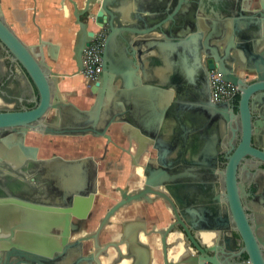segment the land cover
Masks as SVG:
<instances>
[{
    "label": "water",
    "instance_id": "1",
    "mask_svg": "<svg viewBox=\"0 0 264 264\" xmlns=\"http://www.w3.org/2000/svg\"><path fill=\"white\" fill-rule=\"evenodd\" d=\"M68 1L74 6L73 15L80 27L73 49V59L78 68L74 75L84 72V51L96 37L94 32L88 30V23L83 22L81 17L90 14L100 27L105 24L109 26L102 54L103 70L92 87V92L98 94V97L87 110L65 101L59 85L62 80L72 78V75L54 72L50 65V62L58 61L60 46L41 37L38 44L27 45L6 24L0 12V42L12 57L11 60L17 62L25 71L31 90H34L33 87L37 90V96L33 98L34 108L0 112V154L9 160L16 157L23 162L35 158L38 150L26 145V138L30 133L61 135L75 130L95 132L108 138L110 127L124 122L135 126L150 140H155L153 149L157 152L156 159L161 167L159 171L162 166L168 167L165 172L171 175V160H166L167 157L162 154L167 144L164 145L161 138L165 131L172 133L168 149L171 150L173 145L178 144L185 158L181 178L186 183V208L189 206V192L195 191L190 188V181H197L194 185L202 194L212 192L215 195L217 211L221 204V195H218L217 190L220 182H225L244 251L251 264H264L258 240L248 223L236 190L238 171L249 161L264 162V105H259L264 99V6L253 16L220 9L215 12V21L205 23L199 15L201 10H182V0H85L83 7L75 0ZM204 23L208 27L205 35L200 33L196 38L195 35L189 36L198 31L199 24ZM151 33H159L164 38L143 40ZM244 44L257 45L262 49L260 55L254 56L252 60L256 70L252 74L255 78L250 82V74L243 77L238 74L237 58L233 55ZM164 45L168 47L173 60L168 87L177 93L174 102L165 106L168 124L163 127L167 128L169 124L176 123L169 129H162L160 125L140 118L136 105L139 94L134 90L137 69L132 67H137V62L143 63V56L152 50L160 53ZM203 63L206 64L208 74L217 70L226 82L237 87L241 95V126L234 128L229 125L226 136L221 134L219 126H215V121L228 119V116L220 107L223 103L214 104L212 101L210 84L203 76ZM2 137L4 138L1 139ZM79 162L86 163V160ZM44 163L45 175L56 182L61 190L60 198L64 201L67 194V165H76L78 162L68 163L62 158H56ZM168 179L171 180L170 177ZM168 192L171 194V189ZM2 202L0 200V223L10 218L13 213L18 214V211L8 205H4V208ZM41 210L49 212L53 209L42 207ZM223 218L225 217L218 213L212 217L211 231L201 233L199 240L183 224L186 240L192 241L198 255L192 252L189 244L177 243L174 238L171 247H179L180 256L175 261L165 256V264H226V248L230 239L225 232L227 219ZM200 220L206 222L209 219ZM190 224L196 228L194 224ZM68 225L69 221L62 218L40 219L36 228L41 233L40 248L49 246L45 242L44 232L52 228L67 230ZM171 229L172 226L162 239L164 248H167L165 237L170 234ZM4 233L0 224V264H8L9 259L19 251H9L13 243L10 238H3ZM11 233L14 234V231ZM213 234L216 236V245L208 246L210 243L203 240V235H208L211 240Z\"/></svg>",
    "mask_w": 264,
    "mask_h": 264
},
{
    "label": "flooded vegetation",
    "instance_id": "2",
    "mask_svg": "<svg viewBox=\"0 0 264 264\" xmlns=\"http://www.w3.org/2000/svg\"><path fill=\"white\" fill-rule=\"evenodd\" d=\"M77 1L80 7L84 6L85 0ZM182 1V10H200L208 3L216 13L220 9H226L241 12L244 16L257 15L264 6V0ZM0 12L6 22L2 0ZM81 20L88 23L89 31L97 34L101 30L105 37L108 36V24L100 27L95 23L93 15L85 14ZM6 24L8 25L7 22ZM74 24L77 31L69 58L71 69L59 73L72 75V78L64 80L75 82L72 91L64 94L66 100L79 97L82 101H89L88 106H80V109L87 110L94 105L98 97V94L92 92V87L97 81L92 82L88 79L90 83L85 86L82 79L84 72L81 75H74L78 68L73 59V49L80 31L75 17ZM261 51V47L257 45L244 44L241 50L233 53L238 62L236 65L238 74L241 77L250 74L248 82L255 78L252 74L256 68L252 60L254 56L260 55ZM11 59L0 42V112L32 109L35 107L33 98L37 96V90L35 87L31 90L25 71ZM203 65V76L210 84L212 71L208 74L206 64ZM262 101L263 103L259 105H264V99ZM220 103L224 104L220 107L228 119L215 121V126H219L220 131L226 136L229 125L234 128L241 126L240 92L237 90L231 99ZM108 136L106 138L99 133L75 130L61 135L30 133L26 138V145L38 149L35 158L21 162L16 157L9 160L0 154L2 159L0 200L5 206L8 205L18 211V214L13 213L10 218L0 223L5 232L3 238L8 237L13 243L9 251L19 250L17 255L9 259L8 264H165V256L171 259L172 255L179 253V247H171L176 236L177 243L189 244L192 252L198 255L192 241L186 240L187 234L183 224H186L191 234L199 240L201 233L211 231L212 217L214 218L217 213L227 219L225 232L230 242L226 248L225 263L251 264L233 219L225 182H220L217 190L218 195H221L218 211L214 201L215 195L207 190V193L202 194L194 185L195 182L191 181L190 188L195 191L189 192L187 198L189 206L186 208L184 191L186 183L181 178L185 158L181 146L175 144L171 150L168 146L162 150L163 156L167 157L166 160H171L172 163V173L168 175L165 172L168 167L162 166V170L159 171L161 167L156 159L157 152L149 149V140H147L149 143L146 142L149 145L140 149L136 148L138 142L129 138L123 140L124 145L121 144L109 130ZM56 158H62L68 163L78 162L76 165H67V194L64 201L60 198L61 190L56 182L45 175L44 162ZM16 159L18 161H15ZM83 160H86V163L80 164L79 161ZM169 189L171 194L168 192ZM236 190L248 223L258 240L264 263V162L246 163L238 171ZM42 207L53 210L42 212ZM63 210L65 212H62ZM55 218L68 220V228L67 230L52 228L44 232L45 242H48L49 246L40 248L41 233L36 229L38 221ZM200 218L209 220L204 222ZM170 226H172L170 234L165 235L167 248H164L162 239ZM11 229L14 234L11 233ZM204 238L210 239L209 236ZM209 243L208 246L216 245L214 234Z\"/></svg>",
    "mask_w": 264,
    "mask_h": 264
},
{
    "label": "crops",
    "instance_id": "3",
    "mask_svg": "<svg viewBox=\"0 0 264 264\" xmlns=\"http://www.w3.org/2000/svg\"><path fill=\"white\" fill-rule=\"evenodd\" d=\"M2 6L6 22L22 41L28 45H36L41 37L43 40L59 45V61H62L60 65L64 70L70 66L68 60L71 56L73 38L77 31L74 24V8L70 2L65 0H2ZM212 9L206 3L200 9L202 14L199 12L200 10L198 11L205 23H211V21L216 20V14ZM205 23L203 25H200V23L198 31L194 34L190 33L192 35L189 36L195 35L194 38H196L200 33L205 35L208 29ZM162 38H164L163 35L159 33H151L144 37L143 40H158ZM160 47L163 48V46ZM132 67L137 69L136 78L134 79V90L139 94V96L137 95L138 101L136 105L140 118L150 121L154 125H160L162 129H169L171 125H176L173 122L167 128L163 127L168 124L166 122L165 106L166 104H172L175 97H177L176 90L168 87L170 69L173 67V60L168 47L164 45V49L160 53L157 50H152L143 56V63L137 62V67L133 65ZM74 85V81L63 80L59 87L63 94H67L72 91ZM69 99L67 101L73 102L80 108L79 103L82 100H79V97ZM64 100L66 101V98ZM109 131L123 145V140L126 138L136 143L144 139L149 140V149H153L155 140H150V138L144 136L140 130L130 123L120 122L113 124ZM221 134L223 135L222 132ZM171 135L172 133L164 132V136L161 138L164 145L169 144L168 141ZM137 147H139V143ZM191 182L197 183L194 179ZM1 205H4V203L2 202Z\"/></svg>",
    "mask_w": 264,
    "mask_h": 264
},
{
    "label": "built area",
    "instance_id": "4",
    "mask_svg": "<svg viewBox=\"0 0 264 264\" xmlns=\"http://www.w3.org/2000/svg\"><path fill=\"white\" fill-rule=\"evenodd\" d=\"M105 39L106 37L104 33L100 30L84 53V76L93 82L98 81L103 70L102 54L104 51ZM210 87L211 98L215 103L228 101L237 93L238 90L235 85L226 82L223 79L222 74L217 70H213L210 74Z\"/></svg>",
    "mask_w": 264,
    "mask_h": 264
},
{
    "label": "rangeland",
    "instance_id": "5",
    "mask_svg": "<svg viewBox=\"0 0 264 264\" xmlns=\"http://www.w3.org/2000/svg\"><path fill=\"white\" fill-rule=\"evenodd\" d=\"M66 58V57H65ZM68 62H69V60H68ZM62 63V61H58V62H50V65H51V67H52V70L54 71V72H57V73H61V72H63V71H65L64 69H63V67L60 65ZM71 65V64H70ZM71 69V67H67V71H69ZM83 81H84V83L83 84H85V86L86 85H88L89 83H90V81L83 75ZM82 79H81V81H82ZM65 81V80H64ZM80 81V82H81ZM64 99H65V97H63ZM76 99V98H75ZM80 100V99H79ZM67 101V100H66ZM80 106H88L89 105V101H80Z\"/></svg>",
    "mask_w": 264,
    "mask_h": 264
},
{
    "label": "bare ground",
    "instance_id": "6",
    "mask_svg": "<svg viewBox=\"0 0 264 264\" xmlns=\"http://www.w3.org/2000/svg\"><path fill=\"white\" fill-rule=\"evenodd\" d=\"M93 82V81H92ZM63 98V97H62ZM144 140V139H143ZM146 142L147 143H149L147 140H145L144 142L141 140V142H138L139 143V148L141 149V147L142 146H145V145H149V144H146ZM204 236H208V235H203V240L205 241V242H207V241H209L210 242V239L209 240H205V238H204ZM176 238H178L177 236L175 237V239ZM181 246V245H180ZM178 250V249H177ZM180 253H181V250L179 249V253L178 254H174V256L172 255V257H171V259L172 260H177L178 258H179V256H180Z\"/></svg>",
    "mask_w": 264,
    "mask_h": 264
}]
</instances>
